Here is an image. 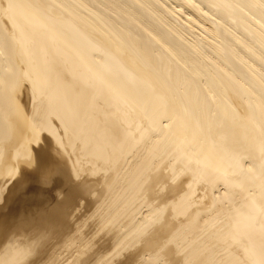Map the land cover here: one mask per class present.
Segmentation results:
<instances>
[{
    "label": "bare ground",
    "instance_id": "obj_1",
    "mask_svg": "<svg viewBox=\"0 0 264 264\" xmlns=\"http://www.w3.org/2000/svg\"><path fill=\"white\" fill-rule=\"evenodd\" d=\"M82 177L43 264H264V0H0V199Z\"/></svg>",
    "mask_w": 264,
    "mask_h": 264
},
{
    "label": "rangeland",
    "instance_id": "obj_2",
    "mask_svg": "<svg viewBox=\"0 0 264 264\" xmlns=\"http://www.w3.org/2000/svg\"><path fill=\"white\" fill-rule=\"evenodd\" d=\"M54 155V154H53ZM18 166V165H17ZM16 172H19V168H17V171ZM16 175L14 176V177H17V174L18 173H15ZM14 177H12L10 180H8V182L6 183V187L7 186H9V185H11L13 182H14V180L16 179V178H14ZM91 178H94V179H98V178H95V177H91ZM84 177H82V178H79V179H74L73 178V181L72 180H70V179H67V180H65V184L64 183H59L58 184V186L57 187H47V186H45L44 188H46V191H45V197L42 199V200H40L39 201V199H31V197H30V195H29V193H28V190H26V192H24V193H26V196L24 195V193H23V196H25L26 197V199H27V201L26 202H23V201H21V200H19V199H21L22 198V196H17L16 197V200H14L12 203H11V205L10 204H8V205H6L5 206V204H4V201H1L2 199H0V207H4L3 209H5L6 207V209L5 210H7L8 208V211H3L2 210V214H3V216L5 217L6 215H10V217H9V215L8 216H6L7 218H8V220H5V218H4V221H3V224L0 226V228L1 227H3V228H1L0 229V240H4L5 238V240L7 241V240H14V241H16L17 242V238L16 237H18L19 239V241L17 242V243H19L20 242V244H22V242L24 243L23 245L25 246L26 245V243H31V244H33L34 242H36L37 241V243H35V245H37V247L39 246H41V242L43 241V238H45L46 237V235H47V237H46V239L45 240H49V238H50V240L49 241H46V243H44V244H46L47 245V242H48V248H49V250H47L48 248L46 247V245H44L43 246V248H42V253H40V255H39V257H40V260L39 261H37V263L36 264H38V263H42L43 264V262L42 261H44V260H46L47 259V257L49 256V253L51 254L54 250H52V249H55L56 247H59V246H61L62 244H64L65 243V241H67L66 240V238H70L71 236H73V235H75V236H78L79 235V233L82 231L83 233L84 232H86L87 234H88V236H92L93 235V231H95L96 230V227H95V222H96V220H94V219H96V218H90L88 221H87V223H86V225L83 227V230L81 229L80 231H77V227H78V224H80V222L82 223L84 220H85V216H87V211H86V209H85V207L84 206H71L70 208H72V209H61L60 208V206L61 205H63V201H64V198H65V196H66V192H67V190H68V188L69 187H71L73 184H75V185H77V184H79V183H81L82 181H84ZM94 179H91V180H94ZM13 180V181H12ZM69 180V181H68ZM77 180V181H76ZM12 182V183H11ZM11 183V184H10ZM70 183H71V185H70ZM8 184V185H7ZM35 183H31L30 184V187H36L35 185H34ZM44 186V185H43ZM74 186V185H73ZM6 189H4V191H5ZM60 191H62V192H60ZM96 193V192H95ZM18 201V202H17ZM22 202V203H20V202ZM3 202V203H2ZM15 203H17V205H15ZM25 203V204H24ZM20 204V205H19ZM15 205V206H14ZM9 206V207H8ZM11 206L13 207V208H11ZM18 206V207H17ZM76 207H78V209H80L79 211L77 210V208ZM81 207V208H80ZM20 208V210H18ZM74 208H76L75 210H74ZM83 208H84V210H83ZM11 209L13 210V211H11ZM58 209V210H57ZM62 210V212H61V210ZM12 212H10V211ZM14 210L17 212V213H15L14 212ZM54 210H56L55 212H54ZM70 210V211H69ZM83 210V211H82ZM21 213H20V212ZM22 211H23V213H22ZM34 211V212H33ZM74 211H76V212H74ZM5 212V213H4ZM69 212V213H68ZM82 212V213H81ZM93 211H88V215L89 214H91ZM14 213H15V215H14ZM52 215H51V214ZM60 213V214H59ZM66 213H67V215H66ZM72 213V214H71ZM77 213V214H76ZM79 213H81V214H79ZM4 214H6V215H4ZM22 214V215H21ZM56 214H58V216L59 217H57L56 216ZM63 214V215H62ZM69 214V215H68ZM74 214V215H73ZM83 214H86L85 216L83 215ZM12 215H14V216H12ZM20 215V216H19ZM47 215H48V217H47ZM78 215H79V217H78ZM18 216V217H17ZM51 216V217H50ZM57 217V219H55L56 217ZM64 216H66V217H64ZM72 216H73V218H72ZM81 216H82V218H81ZM25 217H27L26 219H23V218H25ZM55 217V218H54ZM69 217V218H68ZM85 217V218H84ZM6 218V219H7ZM11 218V219H10ZM43 218V219H42ZM50 218V219H49ZM59 218H60V220H59ZM63 218V219H62ZM65 218V219H64ZM68 218V219H67ZM72 218V219H71ZM75 219V220H74ZM65 220V221H64ZM77 220V221H76ZM79 220V221H78ZM81 220V221H80ZM43 221H45V222H43ZM61 221V222H60ZM95 221V222H94ZM39 222H40V224H39ZM70 224H69V223ZM75 222H77V227H76V223ZM57 223V224H56ZM64 223V224H63ZM72 223V224H71ZM74 223V224H73ZM9 224V225H8ZM52 225V227H54L56 230H54V228H52L51 227V225ZM56 224V225H55ZM61 224H63V225H61ZM6 225V226H5ZM47 225H49V226H47ZM55 225V226H54ZM60 225V226H59ZM65 225V226H64ZM67 225V226H66ZM74 225V226H73ZM92 225V226H91ZM10 226H12V228L10 227ZM15 226V227H14ZM25 226V227H24ZM47 226V227H46ZM57 226V227H56ZM5 227H7V228H5ZM10 227V228H9ZM27 227V228H26ZM31 227V228H30ZM59 227H60V229H59ZM71 227V228H70ZM87 227V228H86ZM5 228V229H4ZM9 228V229H8ZM30 228V229H29ZM48 228V229H47ZM62 228V229H61ZM63 228H64V230H63ZM67 228V229H66ZM74 228V229H73ZM2 229L4 230L3 232H2ZM9 230V231H7V230ZM12 229V230H11ZM36 229V230H35ZM71 229H73V231L71 230ZM90 229H91V232H90ZM94 229V230H93ZM23 230V232H24V234H23V232H21ZM50 230V231H49ZM52 230H54L53 232L55 233V234H53V232H52ZM60 230V231H59ZM70 230H71V232H70ZM75 230V231H74ZM6 231V232H5ZM21 233H20V232ZM40 231V232H39ZM42 231V232H41ZM63 231H65V233L63 232ZM69 231V232H68ZM87 231H89V232H87ZM9 233V236H11L10 238H9V236H8V233ZM18 232V233H17ZM31 234H30V233ZM35 232H37V233H35ZM60 232V233H59ZM65 234H63V233ZM66 232H67V234H68V236H67V234H66ZM73 232V233H72ZM4 234V237H3V234ZM12 235H15V236H12ZM29 233V234H28ZM34 233V234H33ZM46 235H45V234ZM33 234V235H32ZM50 234V235H49ZM53 234V236H51ZM57 234H59V237L58 236H55V235H57ZM62 234V235H61ZM72 234V235H71ZM77 234V235H76ZM90 234V235H89ZM101 234L103 235V232L101 233V232H99L98 234H96V236L97 237H95L94 236V238L92 239L93 241L95 240V241H97L98 240V238L99 237H101V239L100 240H98V242H97V246L95 247V250L94 249H92L91 251H89V252H87L86 254H85V256L83 257V258H86L88 255H90V253L92 254V255H94L95 254V252L97 251V248L99 249V245H101V243L103 244V242L105 241V240H107V239H109L108 238V236H107V239L105 238L104 239V236H101ZM2 235V236H1ZM24 235V236H23ZM25 235H27V236H25ZM31 235V236H30ZM37 235V236H36ZM70 235V236H69ZM20 236H21V240H20ZM41 236H45V237H41ZM49 236V237H48ZM54 236H55V238H54ZM62 236H64V237H62ZM3 237V238H2ZM12 237H13V239H12ZM25 237V239H23ZM27 237V238H26ZM31 237H33V238H31ZM35 237L36 238H39V237H41V241H40V243H39V241L37 240V239H35ZM58 237V238H57ZM59 240V239H61V241L59 240H57V239ZM64 238H65V240H64ZM68 238V239H69ZM28 239V240H27ZM53 239V240H52ZM39 240H40V238H39ZM63 240V241H62ZM101 241V242H100ZM33 242V243H32ZM62 242V243H61ZM64 242V243H63ZM100 242V243H99ZM38 243L40 244V245H38ZM55 243H56V245H55ZM49 244H50V246L52 247H50L49 246ZM58 245V246H57ZM45 247V248H44ZM47 248V249H46ZM51 248V249H50ZM44 249H46V250H44ZM52 250V251H51ZM40 251V250H39ZM38 251V252H39ZM44 251H45V253L46 254H44ZM47 251V252H46ZM49 251V252H48ZM41 254H43L42 256H41ZM32 255H34L35 256V253H32ZM32 255L30 254V257L32 258ZM47 255V256H46ZM91 255V256H92ZM33 256V257H34ZM44 256V257H43ZM42 257H43V259H42ZM66 257L67 258H69V257H71V254H68V255H66ZM65 257V258H66ZM72 258V257H71ZM27 263V262H26Z\"/></svg>",
    "mask_w": 264,
    "mask_h": 264
}]
</instances>
